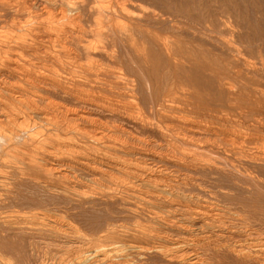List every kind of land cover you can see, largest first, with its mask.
Here are the masks:
<instances>
[{
  "label": "bare ground",
  "instance_id": "1",
  "mask_svg": "<svg viewBox=\"0 0 264 264\" xmlns=\"http://www.w3.org/2000/svg\"><path fill=\"white\" fill-rule=\"evenodd\" d=\"M118 1L0 0V264H214L237 246L219 199L264 190V91L231 69L256 62Z\"/></svg>",
  "mask_w": 264,
  "mask_h": 264
},
{
  "label": "rangeland",
  "instance_id": "2",
  "mask_svg": "<svg viewBox=\"0 0 264 264\" xmlns=\"http://www.w3.org/2000/svg\"><path fill=\"white\" fill-rule=\"evenodd\" d=\"M124 1H127L128 4ZM156 1L160 5L155 4L151 0H119L117 2V4L118 5L124 4L125 6H127V5L131 6L135 3L134 7L138 10L144 11L146 14L152 10L158 12V14L161 16L160 18L165 19L166 27L171 28V29H168L169 31L167 32L166 35H169V36L172 34L175 35L172 32V30H173V28L174 29L176 28V30L177 29L179 30V31H177V33L181 34L183 32L180 36V40L183 41L186 45L189 43V41H192L193 39L199 40V42H203V43H205L207 38L208 39L214 38L217 40L219 39L223 42H227V41L230 42V40H235V42H236L235 45L239 44L237 46L239 47L241 54L244 56V58H246L248 61L253 60V62H256L255 65H256V67L259 68V70H260L259 73L260 74L264 73V0H156ZM154 5L155 6L157 5V6L155 7ZM139 6H141V7H139ZM171 24H172V26H171ZM174 26H176V27H174ZM177 27H179V28H177ZM228 27H229V29H228ZM194 30H197L198 33H196ZM170 33H172V34H170ZM183 34H185L184 37H183ZM193 34L196 35L197 37H195ZM229 34H231V35H229ZM171 39H174V37L172 36ZM261 41L263 42V44ZM205 47H207V46H205ZM198 49H200V50H196V52L199 54V56L201 58H204V60L207 59L206 62L211 64L210 66L212 68H219V67L221 68V66L222 67L225 66L226 62L224 60L225 59L224 57H226V56L221 55V56H218L220 58L217 59V58L213 57V55H215V53H216L215 51L212 52L213 53L212 54L211 52H208L207 50H205V48H198ZM231 69H232V71H235V73L238 77L246 80V83L248 85H250L252 87H258L259 89H263V91H264V77H262V78L251 77V76H250L251 78L249 76L245 77L244 72H246V71L243 69V65H241V64L240 65L236 64ZM261 83H262V85H261ZM211 180L212 179H210V181ZM222 184L224 186L228 185V183H225V182H223ZM222 184L220 183L221 187H222ZM248 188L251 189V187H249V186H248ZM233 193L235 196L232 195ZM233 193L230 192L231 195H229V196L226 195L224 197L225 199L222 197L219 200H221V202L223 203V204L221 203V205H222L221 207H223V208L231 207L230 208L231 212H234V211L236 212L235 213L236 215L234 214L231 217L227 216L228 220L226 219V221L229 224H231V226L233 225L232 227L236 231L235 232L236 238L233 237L234 242H233V240H229L230 243L231 244L233 243L232 245H235V246L237 245L234 248L237 251H238V249H242L243 251L244 250L247 251L250 243L253 242V244H254V243H256V241L264 242V196H263L264 190L263 191H256L255 194H252L248 197H246L245 195L244 196L243 195L242 196L236 195L237 191H235V192L233 191ZM257 194H259V195L257 196ZM260 196H262V197H260ZM227 198L229 199V201ZM222 199H224L225 201H228V202H226L227 204ZM234 203H236L237 205ZM228 204H229V206H228ZM52 207H54V208H52ZM97 207H99L98 210H97ZM46 208H48L51 213L52 212L53 213L59 212L60 213L59 215H61V216H69L67 218H70V219H67V220L71 221L72 223L77 222L74 225H76V227L80 228L81 231L82 230L86 231V228H85L81 219H79V218L78 219H75V218L72 219V217H70V215H68L69 213H67L66 211H63L62 208L59 209L57 205L49 204ZM100 208H102V210H100ZM232 208H233V210H232ZM95 209L96 210H93V211H92V209L86 210L87 212L85 211L86 213L91 212L90 214L89 213L86 214L84 212L85 214L83 213V214L75 215V216H87V218L90 220L91 219L97 220L99 218H95V216H102L103 215V207L102 206H96ZM96 211H97V213H96ZM111 215L112 216H130V215L119 213L117 210H113L111 212ZM237 215H239V216H237ZM90 217H93V218H90ZM115 221H117V223L128 224L132 220L122 219V218L119 219L118 218ZM127 221H129V222H127ZM231 221H232V223H230ZM236 221H237V223H236ZM234 222H235V224H234ZM237 225H238V227H237ZM239 225L241 226L242 229L240 228ZM246 235H247V238L249 237L248 239L246 238ZM248 235H250V236H248ZM241 237H242V239H241ZM252 239H254V241ZM263 245H264V243H263ZM41 249L42 248H41L40 244H38L37 246H34V247L31 246L32 253H35V255H38V256H41L40 255V253H42ZM40 250H41V252H40ZM235 250H234L235 255L234 254L230 255L232 259L230 258V256H227V257L225 256L222 258V260H219V261L214 260L213 263L214 264H218V263L219 264H224V263L226 264V262H227L228 264H234V263L235 264H258V262H255V261L250 260V259H247V261L243 260L241 258L239 259V256L237 257V252ZM236 258H238L239 260ZM262 258L264 259L263 256H262ZM233 259H235V260H233ZM263 259L260 260V264H264ZM248 260L251 262H249ZM38 262L39 261L33 262V264H39ZM242 262H244V263H242Z\"/></svg>",
  "mask_w": 264,
  "mask_h": 264
}]
</instances>
